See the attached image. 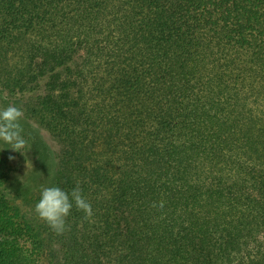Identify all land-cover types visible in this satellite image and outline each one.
<instances>
[{"label":"trees","instance_id":"1","mask_svg":"<svg viewBox=\"0 0 264 264\" xmlns=\"http://www.w3.org/2000/svg\"><path fill=\"white\" fill-rule=\"evenodd\" d=\"M0 92L93 210L57 235L0 172V264H264V0H0Z\"/></svg>","mask_w":264,"mask_h":264},{"label":"rangeland","instance_id":"2","mask_svg":"<svg viewBox=\"0 0 264 264\" xmlns=\"http://www.w3.org/2000/svg\"><path fill=\"white\" fill-rule=\"evenodd\" d=\"M10 104L20 108L24 115L20 123L23 128V137L26 146L20 152L13 151L10 145L0 141V172L7 173L8 194L14 196L15 203L22 210L28 208L29 200L41 195L40 190L52 187L55 177L56 153L51 149V134L40 125L34 112V105L30 102H22L9 99L0 92V109L6 108ZM13 156L14 159H9ZM9 204H2V213L9 215L11 220L18 223V228L22 234V244L28 246L32 244L29 233L22 223V219L16 217V207Z\"/></svg>","mask_w":264,"mask_h":264},{"label":"clouds","instance_id":"3","mask_svg":"<svg viewBox=\"0 0 264 264\" xmlns=\"http://www.w3.org/2000/svg\"><path fill=\"white\" fill-rule=\"evenodd\" d=\"M23 115V111L12 104L0 109V141L10 145L9 148L15 152H20L26 146L20 123ZM9 159L14 157L10 156ZM73 202L76 209L85 214V219L93 216L92 206L83 197L78 186L71 191L70 195L59 187H46L42 190L40 199L34 207L35 212L49 228L57 235H61L68 230L66 218L73 208Z\"/></svg>","mask_w":264,"mask_h":264}]
</instances>
